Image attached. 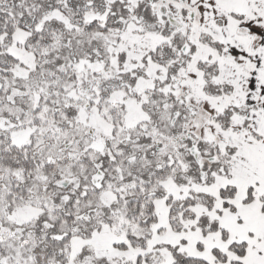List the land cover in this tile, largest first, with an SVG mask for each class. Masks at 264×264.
Returning a JSON list of instances; mask_svg holds the SVG:
<instances>
[{
  "label": "snow or ice",
  "instance_id": "1",
  "mask_svg": "<svg viewBox=\"0 0 264 264\" xmlns=\"http://www.w3.org/2000/svg\"><path fill=\"white\" fill-rule=\"evenodd\" d=\"M0 264H264V0H0Z\"/></svg>",
  "mask_w": 264,
  "mask_h": 264
}]
</instances>
